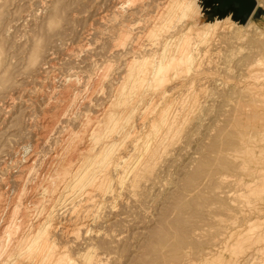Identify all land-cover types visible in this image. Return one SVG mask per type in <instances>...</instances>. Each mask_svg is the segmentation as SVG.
Here are the masks:
<instances>
[{
  "label": "bare ground",
  "instance_id": "obj_1",
  "mask_svg": "<svg viewBox=\"0 0 264 264\" xmlns=\"http://www.w3.org/2000/svg\"><path fill=\"white\" fill-rule=\"evenodd\" d=\"M38 1H41L40 4L45 12L41 13V16L34 17L32 27L30 25L28 28L30 32H23L19 36L16 35V29L13 33L17 37H13V34L12 42L10 41L9 45L7 41L5 42L9 46L6 50L11 55L10 58L8 56V60H11L9 64L15 60L16 65L26 58L31 65L28 66L32 68V70L28 68V71L32 73L26 78H32L33 81L24 80L26 84L21 85L26 88H19L21 80L18 83L17 80L6 81L13 79L10 74L16 70H11V73L8 70L10 67H5L6 61L3 72L6 74L8 70L10 74L9 76L0 75L3 80L0 79V134L4 136L10 129L11 132L14 130L12 135L17 136H15L14 150L11 152L15 157H5L2 162L6 164L1 165L4 168H7V165L14 167L16 172H12L14 181L0 179V257L28 260L30 254L33 255L32 251H35L38 256L34 252V256H37V258L33 257L34 264H75L70 256H66L67 248L63 250L59 248L58 250L61 249V251L54 250L53 246L57 240L70 237L79 250L81 247H88L89 250L90 241L93 239L118 242L123 234L121 236L118 233L109 234L108 232L116 225L126 223L123 220L130 218L126 217L129 215V210L146 206L143 198L149 187L155 186L154 191H162V184L160 185L158 180L159 168L162 167L166 155L173 147L179 130L189 114L187 104L180 100L181 89L184 88L186 79L194 82L207 77L206 69L212 62V54L217 51L211 50L213 46L210 45L211 40L206 35V30L220 23L222 27L237 22L231 19L229 14L222 17L216 15L208 17L200 13L198 3L201 0H107L103 5L107 3L108 8L104 9L105 5L100 9L103 8L104 11L95 10L99 12V16H96L100 23L98 26L101 27V29L98 27L99 32L93 31L89 23L87 31L90 30V32H85L91 35L92 30L91 36L95 40L102 39L103 45L104 43L106 45L108 40V46L105 48L102 45L105 48L104 52L100 49L101 45L90 46L89 43L83 45L85 41L82 43L77 41L81 44L80 46H84L86 52L84 57L79 56L81 61L78 63L76 61L79 58L78 51L70 49L72 46L69 48L67 45L64 46V43V50H62L63 47L60 49L59 44L56 45L59 35L64 32L62 30H71L72 26L68 22L71 19L74 21L73 12H77V10L70 12L71 5H75L78 1ZM94 1L99 3L101 0ZM97 8H100L99 4ZM66 11L73 15L67 17L68 13L64 14L71 19H64L68 22L66 26L64 25L65 27L60 23L63 28L59 30L57 18ZM32 14L30 18L33 17ZM198 15L201 16L197 18ZM86 17L85 20L90 19ZM81 19L79 22H82ZM92 20L93 18L90 22ZM23 23L25 22L21 24ZM27 26L29 25L26 24V28ZM241 26L246 29L252 27L249 19ZM1 27L4 29L3 26ZM193 27H195V38L188 35ZM108 30L112 32L109 33ZM257 30L254 27V31ZM107 31L110 37L106 36ZM81 34L83 33L78 31L77 37ZM70 35L67 36L68 39L71 38ZM3 37L7 36L3 35ZM60 37L63 39L64 34ZM83 37L87 38L86 34H83ZM65 38L64 41H68ZM72 38L69 42L73 40ZM4 41H0V50L3 45L1 42ZM200 43L201 46L203 45L202 49L199 46ZM91 44L93 45L92 42ZM42 45L47 52L43 54V51L40 57L38 54L41 50L38 46ZM76 45L79 46V44ZM106 53L109 54L106 57L111 56L112 59L110 57L103 62ZM38 56L41 60L37 59ZM96 56H103L102 62L98 63ZM120 57H123V62L117 63L119 65L116 66L115 60ZM57 58L60 62L72 64L71 67L76 65L79 67L81 63L82 66L91 70L84 72L86 68L80 65L84 70L83 74H77L74 78L67 76L68 78L61 79L62 83H58L55 80L58 78L57 76L55 78L56 73L50 74L49 66H44V64L50 65L53 71L52 67L56 64ZM26 64L25 62L23 67ZM6 65L8 66L7 63ZM17 71L18 69L16 77L20 75L19 73L22 74L21 70L18 74ZM3 72L0 71V73ZM29 72L25 75L28 76ZM12 76L15 77L13 74ZM35 78L37 81L34 80ZM114 81L118 82L114 83ZM172 81L174 82L168 88L166 85ZM248 87L264 89L255 82ZM259 119L263 120L261 117ZM230 134L228 148L231 152L226 174L228 180H225L229 189L224 194L222 202L218 198L214 202L211 230L205 242L210 246L208 251H211L212 264H264V124L257 125L252 132L241 130L238 132L234 129ZM244 143L250 146L249 150L253 153L249 160L247 157L239 159L236 155V146ZM21 150L25 152L24 159L19 157ZM9 157H11L10 154ZM7 159L10 162L7 163ZM170 193L175 192L169 191L168 195ZM123 196L127 197V201H130L128 197L135 198L136 201L134 204L124 201V204L128 206L118 210L116 199ZM3 197L6 198L3 199ZM166 198L168 204L171 198L169 196ZM224 202L225 213L221 216L220 208ZM31 208L36 213L33 223L30 222ZM168 208L169 205H165L163 210ZM122 211L126 213L121 215ZM164 211L158 214V217L155 215L159 221L165 220L166 211ZM191 223L194 224L193 221ZM185 228L189 230L188 227ZM151 232L152 234L148 233L145 236L148 243L153 237L154 231ZM183 236L187 237L185 232ZM101 241L100 244H103ZM65 244L63 242V245ZM109 244L105 243L107 246ZM177 250L176 245H173L167 256L175 254ZM189 255H192L193 260L200 257L199 250L194 249L186 255H181L180 258L181 260L187 258L186 261L193 264L194 261H191ZM98 259H101L100 256ZM91 263L99 264L97 261ZM26 264L30 263L26 262Z\"/></svg>",
  "mask_w": 264,
  "mask_h": 264
},
{
  "label": "rangeland",
  "instance_id": "obj_2",
  "mask_svg": "<svg viewBox=\"0 0 264 264\" xmlns=\"http://www.w3.org/2000/svg\"><path fill=\"white\" fill-rule=\"evenodd\" d=\"M0 1H1L0 6L2 5L0 7V12H1L0 13V24H1L0 26H3L4 29L7 30V31L6 30L4 31V29L1 27L2 31H0V36H2V37H0V41L1 40L4 41V39H6L4 42H1V43H3V45H6V43H8L7 45H9L10 41L12 42V40L14 39L13 37H15V38L17 37L14 34L16 31H17L16 35H19V36H20V34H23V32L24 33L26 31L30 32V30H28V28H30V25L32 27L34 17L41 16L45 12V9L40 4L41 1H38V0H30V1H28V0L27 1L26 0H23V1L22 0H19V1H17V0H0ZM77 1L78 2H75V5L74 4L71 5L72 10L70 11L72 13L74 10H77L76 13L73 12L75 15L73 18L74 21H72L71 18H67V17H72L73 14L71 15V13L66 11V12H63V15L61 14L59 16V18H57L58 22L56 21V23H57V27L59 26L58 29L60 28L59 30H61L62 25H63V27H65L66 23L68 22V21H66V22L64 21V19L67 18L66 20L71 19L68 22L69 25H71L72 27L77 26L78 28L70 27L71 30L75 29L74 31L73 30L69 31V29L68 30H62L64 32H61V33L64 34V38L66 37L65 39H67L68 41H66V40L64 41V38L61 39L60 36L63 34H60L59 38L57 36L58 42L56 41V43H57L56 45L59 44L58 47L60 49L63 47L62 50H64V46H66V45L69 48H70V46H72V48H70V49L76 50L75 52L78 51L77 52L78 57L79 56L84 57V55L86 53L84 50V46L83 47L80 46L81 45L80 43H82L83 41H85V42H83V45L86 43H89L90 46L101 45L100 49H103L105 52V48L108 46L107 45L108 40H107L106 45H105V43L103 45L102 39L97 38L95 40V38L91 35H92L93 31L99 32V29H101V27L98 26L100 23L97 21L96 16H99L100 11H104L105 8H108L107 3L105 4L106 6L103 5V3L107 2V0H101L102 2L99 1V3H98V1L96 2L94 0H92V1L91 0L90 1L89 0H81V3H80V0H77ZM198 1H200V0H198ZM94 2L98 3L100 8L96 9L98 4H96L97 5L96 6ZM100 4H102V5H100ZM198 4L200 7L199 8L200 13L206 14V16H208L207 14L211 13L209 11V8L204 4V2L202 0ZM73 6H75V7H73ZM90 6H92L93 8L92 7L90 8ZM103 6H105L104 9L102 8V10H100L101 7H103ZM40 7L43 8V11H42V8H40ZM5 8H7V9H5ZM28 9H29V11H28ZM95 10H98V11L100 10V11L97 12ZM89 11H90V13H89ZM91 11L93 12L92 14H91ZM38 12H40V14H38ZM94 12H96V14ZM31 13L34 14V15L32 14V16H33V17H31L32 19L30 18ZM67 13H68V15L70 14L71 16H68ZM19 14L20 15L22 14L21 17ZM64 14L67 15V17ZM83 15L84 16L86 15L87 16V17L85 16L86 18L90 17V19L88 18L89 20H87V19L85 20V17H83ZM88 15H91V16H88ZM63 16H65V17L63 18ZM195 16H196V14H195ZM199 16H201V15H198L197 18H199ZM212 16L213 15L208 16V17H212ZM91 17L93 18V20H95L94 23L92 22L93 20L90 22V20L92 19ZM29 18H30V20H29ZM75 18L81 19L82 22L81 21L79 22V19L76 20ZM248 19L250 20L251 26H252L250 29H246L245 27L241 26L242 23L237 22V23H232L231 25L226 24L222 27H220L221 26V23H220L217 26H211L209 28V30H206V35L210 38L209 40H211L210 45L213 46L211 48V50H217V51L212 54V62L208 66V69H206L207 74H208L207 77L201 78L202 76H200L201 80H196V81L194 80V82H192L193 80L186 79L185 80L186 84L184 83V88L182 86L183 89H181V92H180L181 93L180 100H181V102L187 104L189 114L186 117L185 121L183 122V125L181 126V128L179 130V134L176 137V140L173 144V147L170 149V152L168 153L169 155L168 154L166 155V159H165L162 167L159 168L160 172L158 175V180L160 181V185L162 184V186H161L162 191L161 190L154 191L155 186L152 188L149 187V189H147V192L145 194L146 196L143 198L144 204H146V206L144 208H141V209L134 208L132 210H129V215L126 216L127 218L130 217V218H128L129 221L125 217L127 219L126 221L123 220L124 222H126L125 224L120 223L121 225H118V226L116 225V227L111 229V231L112 230H114V231L108 232L109 234L118 233L121 236L123 234V236L121 237L122 239L119 240L118 242L117 241L111 242L109 240H107L108 242H103L101 240L96 241L95 239H93L90 241V244L93 246L89 245V250H88V247L87 248L81 247L79 250L77 245L71 241L70 237H68V238H62L60 240H57L55 245L53 246L54 250H58L59 248H61L63 250L65 248H67V249H65L66 251L64 250L67 253L66 256H70L72 261L75 264H78V263L79 264H83V263L84 264L85 263L86 264H92L91 262H93V261H97V262H99V264H189L190 261H186L187 258L186 259L183 258L181 260L180 256L186 255L195 249V250H199V256L201 258L199 257V259L197 258L198 260L196 258L193 260L192 255H189L190 259H192L191 261H194L193 264H212L211 263V251H208V250H210V248H209L210 246L208 243L205 242V240H206V238L209 237L210 230H211L210 225L212 223L211 221H212V218L214 215V213H213L214 202H216L217 198L220 199L222 202L224 199V194L229 189V186L225 182V180H228L226 177L228 175H226V174H227V166L229 164L228 163L229 162L228 157H229V153L231 152V150L228 148L230 145V140H229V138L231 136L230 132L234 129L237 130L238 132H239V130L245 131V132H249V131L252 132V131H254V128L257 127V125L260 126V124H264V89L259 90V89H252L251 87L247 88V86L249 84L254 83V82L256 85L260 84V86H262V88H264V0H255V5H254L253 9L251 10V12L248 15H245V21L243 23H245ZM24 20H26V21H24ZM85 21L86 22L88 21V22L86 23ZM96 21L98 23L97 25L95 24ZM22 22H25V23L21 24ZM71 22L72 23L75 22V23L70 24ZM88 23H89V26L91 27V29L92 30L94 29L93 31L91 30V35H88L85 32L89 28ZM90 23H92V24H90ZM10 24H11V26H10ZM26 24L29 25V26H27V28H26ZM13 26L15 28H12ZM20 26L22 27V29H20L21 28ZM98 27H100V28L98 29ZM254 27L257 28L258 30L254 31ZM194 28L195 27L190 29V31L188 32V35L194 36L193 38H195ZM81 30H83V32ZM66 31H67V34H66ZM78 31L80 33L86 34L87 38H84L85 35L83 37V34H81L77 37ZM108 31L106 32L108 34L106 36L110 37L109 33H111L112 31L110 30L111 32L109 31V33H108ZM1 32H2V34H1ZM72 32H74V33H72ZM87 32H90V30ZM10 33H11V35H10ZM65 34H66V36H65ZM68 34L71 36V38L75 36L74 39L72 38L74 40V43H73V40L71 41L72 43L69 42L71 38L69 37L70 39H68V37H67V36H69ZM74 34H76V35H74ZM3 35L4 36L6 35L7 37H3ZM12 35H13V37H11ZM8 37H10V38H8ZM108 37H106V38L108 39ZM11 38H13V39H11ZM78 38H79V40H78ZM80 39L82 41H80ZM89 39L91 41H89ZM92 39H94V40L92 41ZM100 40H102V41H100ZM254 40H255V42H254ZM77 41H79L80 43ZM94 41L96 44L94 43ZM96 41H98V42H96ZM91 42L93 43V45L91 44ZM64 43H65V45H64ZM208 43H209V41H208ZM256 43H258V44H256ZM76 44H79V46ZM3 45L1 46V49L3 51L0 50V71L2 70V72H3V69L5 67H8V68L10 67V69H8V70L11 73H12L11 70H13V69L17 70L18 69L17 74H18V72H20V70H21L22 74L19 73L21 76L17 75V77H16V70H14L15 72L13 71V73H12L13 75H15V77H14L7 70L6 74H4L5 72H3V73H0V75L4 74L6 76H9V74H10V76L13 77V79L10 78L9 80H6V81H10V80L16 81L17 80V83H18L21 80L22 83L19 82L20 86H21L19 88H26V87H22V85L26 84L25 81H30L28 79L32 80V78H26V77H30V75L32 73V72L28 71L29 70L28 68H30V70H32V68L29 67L31 65L28 64V61L26 58H25L26 60L23 59L22 61H20V63L18 62L20 65L22 64L21 67H19L20 65L18 63L15 65V63H16L15 60H12V61H14V62H12L13 64L12 63L9 64L11 62V60H8V56H9V58L11 56L7 52L9 46H7V45L3 46ZM74 45L77 47L75 48ZM102 45L105 46V48ZM42 46H40V47L38 46V49L41 50L38 54L40 57H42L41 54L43 53L44 48H45L44 45H42ZM199 46L202 49L203 45L201 46V43L199 44ZM207 46L209 47L208 44H207ZM82 48H83V50H82ZM5 50H6L7 54H5L6 53V52H4ZM45 52H47V51L45 50L43 54H45ZM49 52H51V51H49ZM48 53H46V55ZM108 55L109 54L106 53V55H104L105 57L101 56V57H103V60H104L103 62H105V60H107V59L109 60V58L111 56L109 58H107ZM4 56H6V57H4ZM26 56H28V54ZM39 56L37 57V59L41 60V58ZM49 56H51V55H49ZM81 57L78 58L79 61L76 60L78 63L81 61L80 60ZM96 57H98V56H96ZM96 57H94L95 61H97ZM101 57L100 56L98 57V60H99L98 63L100 61L102 62ZM3 59H6V60H3ZM110 59H112V57ZM7 60L9 62H7ZM58 60H56V64L54 65V67L56 66L58 68L52 67V69H54L53 71H51L50 65L44 64V66H46V67L49 66L48 68L50 70H48V71L50 72V74H54V73L57 74V72H58V75L54 74L55 78H56V76L58 77L55 79L58 81V83H60V82L62 83L63 81H61V79H63V78H65V79L68 77L74 78L77 74H83L84 70H85L84 72H88L91 70V68L82 66L83 64H81V63L79 64V67H76L77 66L76 64H75L76 66L74 65L75 67H71L72 64L68 65L69 63L63 62L61 60L65 64V66H64V64L62 62H60V60L59 61ZM122 60H123V57H120V58L115 60V63L120 64V62ZM4 62H5V67H4ZM21 62H23V63H21ZM25 62L27 64L25 67H23L25 65ZM59 62H60V64H63V65L60 66ZM6 63L8 64V66L6 65ZM119 64H117L116 66H118ZM80 65L86 69L83 70V68ZM116 66H114L115 69H116ZM26 67H27V69H26ZM62 67H63V69H62ZM66 67H68V68H66ZM48 68H46V69H48ZM71 68H73V70ZM74 69H77V70L74 71ZM22 70L24 71V74H23ZM70 70H72L73 73ZM79 71L82 73H80ZM28 72L30 74H28V76H26L25 73H28ZM24 76H25V78H24ZM34 80L37 81L36 78ZM1 81H3V80L1 79ZM15 81H14V83H16ZM116 82H118V81H114V83H116ZM173 82L174 81L168 83L166 86H168V88H170L169 86H171V84ZM31 86L32 85H30V87ZM186 87H188L189 89ZM104 88L106 89V86ZM27 92H29V90H27ZM104 94H106V93H104ZM184 94H186V95H184ZM192 95H194V96H192ZM104 96H106V95H104ZM190 101L191 102L193 101V102L191 103ZM254 115H255V117H253ZM260 117L263 118V120H260L259 119ZM185 126H186V128H185ZM192 130H194V131H192ZM8 132H9V134H8ZM10 132H11V130L9 129L6 132L7 134L5 133L6 135L3 136L0 134V139H2L0 141V144L2 143L0 145L1 146L0 147V156L2 155L1 159H0L1 162L5 157L6 158L7 157L13 158V156H14L11 152H13V150H14L13 146L15 144L14 142H16L17 136L15 135L16 136L15 137L14 135H12L14 133V130H13V132H11V133ZM212 140L217 141V142L214 143V141L212 142ZM218 141H220V143ZM246 143H244L243 145H237L236 146V155L238 156L239 159L241 157H247V160H249L250 156H252V154H253L252 151L249 150L250 146L248 147V145ZM253 147L257 148L254 145H253ZM22 151L23 150H21V154H19V157L24 159L25 152L24 151L22 152ZM3 154L5 155L4 157H3ZM9 154L11 155V157H9ZM8 162H10V160L8 161V159H7V163ZM3 164L5 165L6 163H3V162L0 163V173L2 171V173H1L2 176L0 175V179L1 180L5 179V180H9V181H14L13 180L14 175L12 174V172L15 173L16 168H14V167L11 168V166L7 165L6 167L8 168V170H6L7 168H4V166H2L3 169L6 171L5 172V171H3L2 167H1V165H3ZM9 167H10V169H9ZM7 171H9V172H7ZM3 177H5V178H3ZM6 177H7V179H6ZM8 178H11V179H8ZM172 190L175 193L174 194L170 193V195H168L169 191H172ZM152 192H153V194H152ZM167 196H169L171 198V199L169 198L170 201L168 204L166 203L167 202L166 201ZM5 198L6 197H3V199H5ZM162 198L165 200V202ZM128 200H130V201H127L126 196L117 198L116 204L118 205L117 206L118 210H119V208H121L123 206L127 207L129 203L134 204L136 201L135 198H132V197H128ZM161 200L163 203L161 202ZM227 200H228V198L226 197V201ZM124 201H127L128 204H124ZM159 201L162 204L159 203ZM225 202L223 203L222 207L220 208V211L222 212L221 216H223V213H225L224 212V208H226ZM161 205L163 208L161 207ZM165 205H169V208L165 209L166 212L163 210ZM30 210L32 212V214L30 212V222L33 223L36 219V217H35L36 213H35L34 209L31 208ZM135 210H136V212H135ZM159 210H161V211H159ZM132 211H134V212H132ZM163 211L166 214V216H165L166 218L163 221H161L162 219L159 221V219L157 218L158 214H161ZM137 212H138V214H137ZM125 213H126L125 211H122L120 214L123 215ZM187 215H189V216H187ZM31 216H32V219H31ZM141 217H142V219H141ZM159 218H160V216H159ZM133 219L135 220V222H131V221H134ZM140 219H141V221H140ZM158 221L160 224L158 223ZM190 221L191 222L193 221L194 224L191 223ZM173 222H175V223L173 224ZM185 227H188L189 230H187V228H185ZM190 229H192L193 231ZM145 230H147V231H145ZM152 230L154 231L153 237L149 240L150 243H148L145 239V236L148 233L152 234V232H151ZM162 230H164L163 233H161ZM184 232H185V236H187L186 238H184V236L182 237V235H184ZM191 232H193V233H191ZM175 235H176V237H175ZM79 238H81V237H79ZM194 238H196V239H194ZM182 240H184V241H182ZM100 241L103 244H100ZM143 241H144V243H143ZM175 241H177V242H175ZM63 242L66 243L65 244L66 247H65V245H63ZM92 242H93V244H92ZM105 243H107V245L109 243L110 244H109V246H107V245H105ZM59 244H61V245H59ZM145 244H147V245H145ZM67 245L69 246V248ZM111 245H113V246H111ZM173 245H176V247L178 248L177 252L175 254H172L171 256H167V254L170 253L169 252L170 247H173ZM58 246H60V247H58ZM144 246H145V248H144ZM179 246H180V248H179ZM193 246H196V247H193ZM71 248H74L75 251H74V249H72L73 250L72 251ZM90 248L92 251L90 250ZM181 248H183L184 251ZM61 249L58 251H61ZM76 250L78 251V253ZM32 252H33L32 253L33 255L30 254L28 260L27 259L25 260L22 258L14 259V257H11L12 258V260H11L10 257H8L9 258L8 259L6 256L5 257L2 256V257H0V260L2 261V263L0 261V264H6V263L7 264H13L14 262H15L14 264H16V263L17 264H26V262L27 263L29 262L30 264H34L33 262L35 260H33V259L37 258L38 254L35 251H32ZM34 252L37 256H34L35 255ZM99 256L101 259H98ZM33 257H35V258H33ZM3 258H5V259H3ZM4 260H6V261H4ZM9 260H10V262H13V263H10ZM77 260L80 262H78Z\"/></svg>",
  "mask_w": 264,
  "mask_h": 264
},
{
  "label": "water",
  "instance_id": "obj_3",
  "mask_svg": "<svg viewBox=\"0 0 264 264\" xmlns=\"http://www.w3.org/2000/svg\"><path fill=\"white\" fill-rule=\"evenodd\" d=\"M209 8L210 15L218 17L230 15V18L238 23L245 21V15H248L255 5V0H202ZM206 15V14H205Z\"/></svg>",
  "mask_w": 264,
  "mask_h": 264
}]
</instances>
